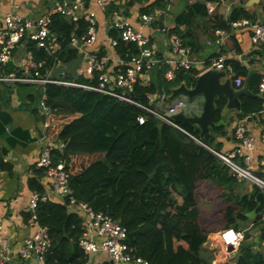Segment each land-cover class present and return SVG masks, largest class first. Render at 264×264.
I'll return each mask as SVG.
<instances>
[{
	"label": "trees",
	"instance_id": "trees-1",
	"mask_svg": "<svg viewBox=\"0 0 264 264\" xmlns=\"http://www.w3.org/2000/svg\"><path fill=\"white\" fill-rule=\"evenodd\" d=\"M131 1L140 5V14L165 10L169 4V0ZM83 2L86 6L87 1ZM232 7L225 19L221 15H208L202 2L187 5L185 11L175 17V26L169 31L176 33L184 45H192L186 41L190 25L195 17L207 15L211 27L224 29L229 33L225 41L235 44L229 22L241 18L253 22L255 14L242 3ZM104 10L109 16L117 8L108 4ZM154 24L162 27L159 19ZM88 26L83 18L72 21L54 14L50 31L59 44L56 52L48 53L37 48L33 41L25 42L36 60L45 61L41 74L52 70L57 63L76 65L80 55L70 46L69 40L72 35L83 37ZM107 35L115 40L113 48L120 60L125 62L138 54L135 43L121 40L119 29L109 28ZM226 62L231 65L235 76L247 75V70L238 62L230 59ZM11 68L12 65L8 64L7 70ZM163 70L158 71L156 83L135 84L128 95L136 104L82 87L45 84V103L51 111L46 116L43 134L49 141L65 142L62 149L51 151L52 161L63 163L75 198L125 227V242L133 257L145 259L149 264H210L211 260L201 253L208 234L224 227L237 228L239 222L248 223L251 218L252 227L238 247L236 260L227 264H264L260 250L252 248L261 244L264 234L257 242L250 234L263 222L262 217L249 215L257 206L256 195L262 193L264 197V190L257 185L247 190L244 180H236L229 167L209 150L219 152V145H214L213 140L214 134L223 132L220 114L225 99L218 97L215 100L209 130L203 136L199 135L195 125L178 124L188 136L141 108L152 107L149 96L161 94L162 88L167 98L170 87L164 83L171 81L163 78ZM196 72L194 68L177 69L171 83L191 87ZM97 74L95 72L89 79L67 71L51 78L93 85ZM258 80L259 76L253 75L249 81L253 93L258 91ZM240 101L245 114L257 113L261 109L259 98L243 95ZM139 116L144 117L143 123H138ZM30 169L28 188L32 192L44 193L40 182L43 169L35 165ZM208 183L219 190L217 197L223 206L220 207L222 211L211 215V221L204 226L199 198ZM63 200L39 201L35 208L37 220L46 227L50 238L45 264H85L88 255L78 245L82 219L68 208L67 199ZM218 215L222 224L217 222ZM214 218L216 220L212 222Z\"/></svg>",
	"mask_w": 264,
	"mask_h": 264
},
{
	"label": "built area",
	"instance_id": "built-area-1",
	"mask_svg": "<svg viewBox=\"0 0 264 264\" xmlns=\"http://www.w3.org/2000/svg\"><path fill=\"white\" fill-rule=\"evenodd\" d=\"M96 3L103 10L109 4L107 0H97ZM239 3H241V0H205L204 5L207 14L214 15L218 7H224L228 11L233 5ZM19 8L15 4L5 13L1 20L0 83L34 84L41 87L42 94L39 99V107L45 117L51 111V108L45 103L44 85L48 83L82 87L134 104L136 103L132 101L128 94L137 83L147 85L150 81V70L160 65L168 66V69L163 73V78L166 81L174 80L175 70L177 69L189 70L197 68L198 73L196 77L206 70L220 69L231 79L235 88L240 87L242 84V78L235 76L231 65L226 62L228 59L225 55L216 54L206 62L197 61L192 56L190 47L184 45L176 33L169 31V28L163 25L159 27L157 24L160 33L166 38V43L169 46V55L160 57L155 53V44L147 35L132 28L122 13H119L117 10L113 11L109 15L110 19L107 23V30L109 28L119 29L121 40L135 43L139 52L128 61L124 62L119 59L116 68L110 71L107 66L108 59L105 55H99L98 52L85 53V48L91 47L96 42L97 23L95 12L83 9V0H55L51 7L44 13L38 15L34 20H26L18 12ZM159 12L160 10L154 11L153 14H141L140 20L143 24L156 23ZM54 14H60L72 21L83 18L89 23L88 30L84 36L78 38L72 35L69 43L79 54H86L84 65L78 70V75L91 79L94 73L98 72L95 84L84 85L55 80L48 75L49 71L41 74L40 69L44 66L45 61L36 60L32 51L26 48L25 42L28 40L33 41L37 48H43L48 53L56 52L59 44L56 36L50 31L51 17ZM250 23L246 18L229 22L230 27L235 30L238 27L246 26ZM251 27L250 42L254 45L264 43V16L261 21L251 23ZM213 32L216 35V39L214 40L215 44L220 45L225 30L215 28ZM107 37L110 45L114 47L115 40L108 35ZM209 43L210 41H208ZM18 47H22L23 51L16 62L14 53ZM8 64L12 65L10 70H7ZM257 90L258 94L264 92V75L260 77ZM154 98L161 100V104L152 107L141 106V108L168 125L187 134L171 117L177 113H185L189 102L187 103L184 97L178 96L163 104L166 98L165 95L157 93L149 96L150 103ZM256 115L264 118V110L246 114L245 119L239 121L234 127L232 136L236 145L232 150L227 153H221L208 149L229 167L232 176L236 180H249L264 190V181L258 178L255 173V171L264 166V158L257 159L254 156L253 151L256 139L245 127L244 122L247 118H254ZM137 120L138 123H143L144 117L139 116ZM187 135L190 136L189 134ZM41 140L43 145L39 157L35 162V166L43 169L44 175L50 178L53 194L60 197L62 202H64L63 199H67L66 205L68 208L77 212L81 217L82 235L79 238L78 245L83 252L87 255L103 252L112 260L113 264H149L145 259L131 255L130 248L125 242L126 229L124 226L113 220L109 215L100 211H94L86 202L75 198L71 194L68 183L69 173L63 163H54L51 158V151L62 149L65 146V142H52L44 135L41 137ZM194 140L200 143L198 140ZM260 141L264 143V120L260 127ZM47 199L48 196L45 193L31 192L30 194L29 207L31 209L34 231L17 244L15 251L16 255L24 261L33 259L36 264H45V254L50 245V238L46 227L38 222L35 208L39 201H45ZM260 213L262 218H264V203ZM216 236L215 240L221 246L225 257L231 259L244 239V231L240 228L226 227L218 230ZM208 244L212 245V242L209 241ZM11 255V242L9 238L3 235L0 221V264H9Z\"/></svg>",
	"mask_w": 264,
	"mask_h": 264
},
{
	"label": "crops",
	"instance_id": "crops-1",
	"mask_svg": "<svg viewBox=\"0 0 264 264\" xmlns=\"http://www.w3.org/2000/svg\"><path fill=\"white\" fill-rule=\"evenodd\" d=\"M54 1L55 0H0V26H2V17L15 4L20 7L18 12L26 20H34L38 15L44 13L51 7ZM86 1V6L83 2V9L95 12L97 39L91 47L85 48V53L103 52V55L108 59V69L113 71L119 63V57L115 54L114 48L110 45L107 37V23L110 18L105 15V10L97 6V0ZM107 1L109 4L114 5L117 11L126 17V20L132 28L141 31L150 38L155 44V53L158 56L163 57L169 55V46L166 43L165 36L160 33L159 27L154 23L143 24L141 22L139 4L131 0ZM152 1L153 0H149L148 3ZM200 2L204 4L205 0H169L166 9L160 10L158 19L163 26L171 29L175 26V17L182 11H185L187 5ZM241 3L246 6V9H249L255 14L253 22L249 20L251 23L262 20L264 16V0H241ZM232 8L233 7L227 11L224 7H218L215 14L221 15L226 19ZM251 23L246 26L238 27L236 30L231 28L235 44H232L230 41H225L229 35V33L225 32L221 39V45L219 46L214 42L216 35L213 32L214 29L211 27L209 16L195 17L186 37V41L192 42V45H189L192 56L197 61L206 62L210 57L216 54H223L228 60L230 59L238 62L240 66L247 70V73L250 70H255V72L251 73L250 79L253 75H258L260 80V77L264 75V43L254 45L250 42V35L252 33ZM208 41H210L209 44ZM22 51V47L16 49L14 53L16 62L21 56ZM79 55V60L76 62L75 66L57 63V65L49 71L48 75L54 77L62 75V73L64 74L67 71L74 72L77 75L78 70L84 65V58L86 57V54ZM160 69H164V73L168 69V66L160 65L151 69L149 72V82H157V75ZM195 70L197 74V68ZM245 77H240L242 78V83ZM259 80L257 82H259ZM174 87H176V85H172L170 91ZM41 94L42 88L38 85L0 83V221L3 235L9 238L11 242L12 255L9 264H36L33 259L27 261L20 259L15 251L17 244L21 242L24 237L31 235L34 231L31 209L29 207V197L32 191L28 188L27 179L31 174L30 167L35 165L42 149L43 142L41 137L44 135L43 129L47 122L46 117L41 113L39 107ZM161 94H166L163 88ZM169 94L170 92L167 94V97ZM256 94L261 100V109L259 111H262L264 110V92L258 94L257 91ZM161 102V100L154 98L151 103L153 104L152 106H157L161 104ZM166 103L167 98L163 101V104ZM201 105L202 100L200 98L195 99V101L188 104L185 113L188 115L198 114ZM220 115V124L222 125L223 132L221 134H214L213 144L219 145V152L227 153L236 145L232 136L233 129L239 121L245 119L246 114L243 113L242 110L237 112L235 109L229 110L224 106ZM263 120L264 118L260 115L244 120L245 127L255 136L256 142L253 154L257 159L264 158V143L260 141V127ZM255 173L258 178L264 181V166L255 171ZM40 182L48 199L55 201L62 200L60 197L53 194L50 178L43 175L40 178ZM244 184L247 190L251 189L253 185H256L249 180H244ZM258 214L261 216L260 212ZM261 219L263 222L260 223L257 230L253 233L251 231L250 233L254 242H257L258 237L264 234V218ZM251 227V218H249L248 223L239 222L237 226V228L244 231V234L251 229ZM216 237V231L208 234L207 240L201 251L203 256L211 260L210 264L234 263L238 256V249L231 259L225 257L222 249L218 254H216L217 251L215 252L209 249L210 245L208 242L211 241L213 243L216 241ZM255 238H257V241H255ZM252 248L260 250L264 257V240L261 244L254 245ZM217 249L219 250L220 248ZM211 254L213 256H211ZM85 264H113V262L105 253L96 252L88 255Z\"/></svg>",
	"mask_w": 264,
	"mask_h": 264
},
{
	"label": "water",
	"instance_id": "water-1",
	"mask_svg": "<svg viewBox=\"0 0 264 264\" xmlns=\"http://www.w3.org/2000/svg\"><path fill=\"white\" fill-rule=\"evenodd\" d=\"M255 70H250L243 80L240 87L235 88L231 79L223 70L209 69L199 74L191 87L180 83L178 86L171 89L167 101H171L178 96L184 97L187 102L191 103L195 99H201L202 105L200 112L194 115L185 113H177L172 115V120L179 125H196L199 129V135L203 136L209 130L211 117L215 110V100L218 97L225 99L226 109H235L237 112L241 111V96L258 98L256 93L249 89V81L251 73ZM257 206L249 215L256 216L263 206V194L258 193L256 196ZM257 228L252 230L255 232ZM257 241V238H255Z\"/></svg>",
	"mask_w": 264,
	"mask_h": 264
},
{
	"label": "rangeland",
	"instance_id": "rangeland-1",
	"mask_svg": "<svg viewBox=\"0 0 264 264\" xmlns=\"http://www.w3.org/2000/svg\"><path fill=\"white\" fill-rule=\"evenodd\" d=\"M167 82H170V81H167ZM171 82L170 83H164V85L171 88V86L173 84ZM263 179H264V177H263ZM218 193H219V190H217L214 186L210 185L209 183L207 184L206 189L201 192L200 196H202V197L199 198V200L201 201L199 204H200L201 210H202L201 222L204 226L211 221V219H210L211 215H213L214 213H216V214L219 213L218 211H222V208H220V207H222L223 204L219 200L220 198L217 197ZM197 197H199V196L197 195ZM219 217H220V215L217 216V218H218L217 222L222 224V222H221L222 220H220ZM215 220H216V218H214L212 220V222L213 221L215 222ZM243 226H241V227H243ZM246 234H247V232H245L244 235H246ZM212 244H213V246L210 245L209 249H211L212 251H215V252L217 251L216 254H218V252L221 250V246L219 245L217 240L214 241ZM216 247L220 248V249L218 250ZM211 256H213V255L211 254Z\"/></svg>",
	"mask_w": 264,
	"mask_h": 264
}]
</instances>
